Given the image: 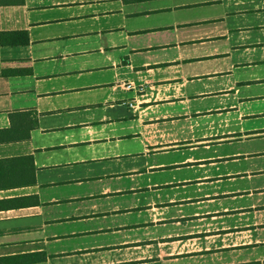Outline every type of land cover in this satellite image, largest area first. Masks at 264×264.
I'll return each mask as SVG.
<instances>
[{
  "label": "crops",
  "instance_id": "crops-1",
  "mask_svg": "<svg viewBox=\"0 0 264 264\" xmlns=\"http://www.w3.org/2000/svg\"><path fill=\"white\" fill-rule=\"evenodd\" d=\"M244 1L0 0V32H13L10 42L0 43V71L29 69L25 74H0V264H48L47 240L57 236L46 233L36 185L41 169L70 164L67 159L62 163L51 159L55 154L74 156L75 163L97 162L116 157L100 155L98 147L109 150L111 141L115 144L127 138L137 139L139 152L148 154L242 139L241 134L248 135L244 138L264 136V128L244 129L248 122L264 118V42L246 39L250 31L264 30V21L256 25L226 22L227 17H244L249 12L264 17V6H241ZM197 6L218 11L194 18L174 14V9ZM24 39L25 43H19ZM168 47L171 51L165 52ZM115 51H120L117 58ZM224 133L232 138L217 140ZM83 151L97 155L77 158ZM205 162L212 164L213 160L194 163L203 166ZM229 177H201L194 182L202 185ZM251 191L171 203H211L224 196L233 201ZM47 200L46 204L57 203L53 197ZM168 204L158 201L134 207L147 220L131 226L157 233L56 255H78L77 264L200 261L228 250L221 248L213 254L201 247L192 254L162 247L154 250L153 260L143 261L142 256L123 258L110 249L188 234L206 225L204 216L213 217L210 224L223 228L226 225L217 220L234 215L226 212L253 207L229 210L223 206L176 218L165 215ZM148 205L151 212L141 209ZM78 209L71 218L98 214L93 205L88 216L78 214ZM181 224L187 228L173 229ZM91 249L95 251L84 255Z\"/></svg>",
  "mask_w": 264,
  "mask_h": 264
},
{
  "label": "rangeland",
  "instance_id": "rangeland-1",
  "mask_svg": "<svg viewBox=\"0 0 264 264\" xmlns=\"http://www.w3.org/2000/svg\"><path fill=\"white\" fill-rule=\"evenodd\" d=\"M253 5L263 7L264 0H247L241 4L248 8ZM217 11L218 8L197 6L174 9V14L176 17L194 18L200 15H212ZM262 21H264L263 13L254 14L253 12L247 13L244 17H227L226 19L227 24L244 22L248 25H256ZM246 39L264 42V30L250 31ZM184 47L186 46L184 45ZM165 50V52H170L171 48L168 47ZM156 52H160V50H156ZM258 53V51L254 52L253 56H257ZM113 55L117 58L120 51H115ZM230 62L231 60H228L225 63L228 65ZM208 66L213 67V64H208ZM263 88L264 85L261 90ZM254 128H264V118L254 119L244 127L248 130ZM242 132L245 131H239V133ZM226 134L229 133L220 135L221 137L217 140L232 138L224 137ZM246 136L248 135L241 134L239 138L242 139L148 154L139 152L141 145L137 139L127 138L115 144L111 141L109 150L106 146L98 147L100 155L108 154L116 155V157H109L97 162L75 163L76 157L74 156L55 154L51 159H56L60 163L67 159L70 164L41 169L38 171L36 185L41 202V217L44 214L46 218V233L47 235L54 233L57 236L56 239L47 240L48 264H77L80 262L78 255L64 258L57 256L58 252L105 248L122 238L134 236L146 238L149 234L157 233L152 229L143 231L141 228L131 225L147 220V215L142 211L137 212L134 207L158 201L169 203L165 215L176 218L189 216L193 212L202 213L204 210L222 209L223 206L229 210L242 208L246 205L253 207L226 212L234 215H221L223 217L217 220V223H222L228 228L226 226L219 228L216 224H210L214 220L213 217L204 216V219L207 218L208 221L206 225L199 229L196 227L188 234L153 241L124 243L112 246L113 249L110 250L121 254L123 258L142 256L143 261H151L154 259L151 255L156 248L164 247L168 252L186 249L190 250L192 254L195 249L201 247L209 248L213 254L219 253L221 248H227L228 251L220 252L218 256H205L200 261L182 258L171 264H197L199 262L203 264L223 262L264 264V136L244 138ZM210 141H215V139ZM81 155L77 158L89 159V157L97 155V152H91V156H88L89 152L83 151ZM210 159L213 160L212 164L205 162L201 166L194 163ZM188 162L192 163L186 165L185 163ZM176 164L179 165L174 166ZM158 166L159 168H156ZM152 167L155 168L152 169ZM130 170L133 173L126 174ZM225 175H231V177L219 178L217 181L212 180L202 185H196L194 182L201 177L214 178ZM48 181H51L52 184L47 185ZM180 182L186 183L178 185ZM238 191H245L242 193L251 191V194H242V196L234 198L233 201L229 196H224L211 203L202 202V200L196 203L192 202V204L171 203V201L178 202L184 199H201L210 194H231ZM259 191L260 193H256ZM239 193L241 194V192ZM49 197H53L57 203L46 204ZM81 202L83 203L81 204ZM91 203L95 213L104 212V214L79 219L71 218L76 214L78 207V214L81 216L91 214ZM79 204L81 205L79 206ZM150 207L151 205L142 206L141 209L151 212ZM128 208L129 210H127ZM218 214L223 213L219 212ZM232 225L237 226L231 227ZM212 226H216L218 229ZM185 228H187V224L173 226L175 231ZM154 230L158 231L159 229L155 228ZM255 241L256 245L253 244ZM139 250L143 251L142 255L139 254ZM93 251L95 250L85 251L84 255Z\"/></svg>",
  "mask_w": 264,
  "mask_h": 264
},
{
  "label": "trees",
  "instance_id": "trees-1",
  "mask_svg": "<svg viewBox=\"0 0 264 264\" xmlns=\"http://www.w3.org/2000/svg\"><path fill=\"white\" fill-rule=\"evenodd\" d=\"M131 1V0H129ZM11 33L13 32H0V43L1 44H5L7 42H10V35ZM14 43H18L17 41H13ZM26 40L24 39L23 41H20L19 43H25ZM29 72V69H2L0 71V74L2 76H6V75H9V74H25V73H28Z\"/></svg>",
  "mask_w": 264,
  "mask_h": 264
},
{
  "label": "built area",
  "instance_id": "built-area-1",
  "mask_svg": "<svg viewBox=\"0 0 264 264\" xmlns=\"http://www.w3.org/2000/svg\"><path fill=\"white\" fill-rule=\"evenodd\" d=\"M128 86L126 85V88H127Z\"/></svg>",
  "mask_w": 264,
  "mask_h": 264
}]
</instances>
